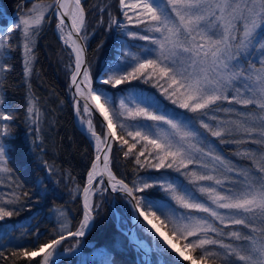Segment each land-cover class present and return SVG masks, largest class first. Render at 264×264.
Listing matches in <instances>:
<instances>
[{"label":"snow or ice","instance_id":"obj_1","mask_svg":"<svg viewBox=\"0 0 264 264\" xmlns=\"http://www.w3.org/2000/svg\"><path fill=\"white\" fill-rule=\"evenodd\" d=\"M118 5L123 20L109 13L106 28L119 44L112 61L95 76L84 59L89 33L82 0H54L44 8L34 5L0 33V86L10 70L5 57L19 47L21 37L25 76L33 75L34 38L47 23L46 12L58 17L57 33L74 57L68 65L70 88L95 155L82 189V221L67 236L84 237L98 214L95 200L119 193L131 205L135 225L122 231L142 264H152L153 256L165 258L159 264H264V0H118ZM13 29H19L15 38L8 35ZM96 79L112 88L133 81L151 84L172 105L192 115L161 111V101L135 87L121 89L128 94L117 106L103 87H93ZM4 104L0 96V173L10 174L6 165L15 139L16 125L11 121L16 112ZM81 107L87 119L81 116ZM93 109L103 116L101 132L93 125ZM40 116L30 94L26 119L38 125ZM36 131L39 128L34 127ZM117 141V152L124 158L160 175L137 176L130 183L118 177L112 170ZM217 141L236 146L235 155L249 164L224 156ZM36 187L37 197L46 194L43 184ZM20 188L15 184L7 199H0V221L29 206H17L22 197L31 199L27 191H16ZM152 189L175 206L150 199ZM116 217L119 221L118 213ZM140 233L146 239L139 238ZM66 238L61 233L13 255L29 260L42 256L37 264H49L61 254L57 250ZM97 255L101 264H114L106 249L97 250Z\"/></svg>","mask_w":264,"mask_h":264},{"label":"trees","instance_id":"obj_2","mask_svg":"<svg viewBox=\"0 0 264 264\" xmlns=\"http://www.w3.org/2000/svg\"><path fill=\"white\" fill-rule=\"evenodd\" d=\"M54 0H0V32L18 22L21 16L28 14L34 5L47 7L53 5ZM84 7L87 15L88 27V63L93 75L108 65L115 55L119 44L113 32L106 26L112 17L123 19L118 0H86ZM17 15L14 21L9 16ZM47 23L42 25L39 34L35 36L33 75L26 77L22 63V37L17 41L19 47H14L6 56L10 70L4 73L2 84L4 107L16 112L11 123L15 139L9 153L7 167L11 170L10 176L15 181L0 188V199H7V194L13 190L15 184L21 186L17 192L23 190L30 197H22L20 204H28L27 208L12 217L0 221V264H37L41 257L29 260L19 253L23 248L33 249L34 245H42L58 237L65 236L69 231H76L83 217L82 189L86 186L87 172L94 161L95 150L89 137L80 129L76 122L75 104L72 89L70 88V71L68 65L74 57L68 53L71 49L65 46L56 32L58 18L49 12L45 14ZM19 29H13L10 34L17 37ZM103 87L106 93L116 100L128 94L121 89H132L146 96L159 95L158 90L151 84L133 81L131 85L124 84L112 88L101 85L99 79L94 80L93 87ZM34 94L41 113L40 123L33 125L26 119L28 97ZM103 103V99L101 100ZM82 105V103H81ZM82 109V107H81ZM245 111L247 109H244ZM92 119L98 132L101 124L93 113ZM8 123V122H7ZM39 131L33 132V128ZM119 134V129H117ZM218 142V141H217ZM42 147H37L41 145ZM219 144V142H218ZM223 154L240 164H249L240 160L234 152L236 146L219 144ZM119 142L115 144L112 155V170L118 177L130 183L137 176L160 175L150 169H140L130 159L117 152ZM255 147V145H251ZM143 159V157L141 158ZM48 168H51L49 173ZM171 177H178L185 182L179 173L168 170ZM45 186V195L37 197V185ZM150 199L164 202L168 197L152 189ZM99 196V195H98ZM95 200V199H94ZM98 214L95 215V224L90 234L84 238H72L64 241L60 249L80 245V251L72 256L63 257L56 264H101L97 250L106 249L112 255L114 264H139L141 257L122 230H126L132 223L133 210L120 194L106 193L99 200ZM115 203V207L113 206ZM58 210H64L69 221L68 231H63L60 221L56 218ZM119 214V221L116 214ZM140 238L146 239L142 233ZM154 261L164 260V257L153 256ZM187 264V262H183Z\"/></svg>","mask_w":264,"mask_h":264},{"label":"rangeland","instance_id":"obj_3","mask_svg":"<svg viewBox=\"0 0 264 264\" xmlns=\"http://www.w3.org/2000/svg\"><path fill=\"white\" fill-rule=\"evenodd\" d=\"M86 0H82V4L84 5V2H85ZM54 5V4H53ZM41 8H43V7H41ZM47 13V12H46ZM87 16V15H86ZM15 17H17V15H13V16H9L8 18L11 20V22H13L14 21V18ZM123 20V19H122ZM125 23H126V21H125ZM69 29H65V33H67V31H68ZM133 30H135V29H133ZM4 31H2V32H0V33H3ZM56 32H57V29H56ZM8 35H10V36H12L10 33H8ZM57 35H58V33H57ZM58 37H59V39L61 40V42L64 44V42H63V40L60 38V36L58 35ZM129 43L130 44H134V45H144V46H146V47H150L151 45H149L148 44V42H146V41H133V40H129ZM132 51L133 52H136V51H138V49L137 48H133L132 49ZM6 58V57H5ZM3 77H4V74H3ZM105 86H109V85H105ZM109 87H111V86H109ZM117 87H119V86H117ZM158 94L159 95H156V94H154V95H152V96H155L159 101H161V105H160V108H161V111H168V112H172V111H175V112H178V113H183L184 115H192V114H190V113H185L184 112V110H182V109H179V108H176V106H174V105H172L169 101H167L159 92H158ZM0 96H2L3 97V90H2V86H0ZM125 96H127V94L126 95H123V96H120V97H118L116 100H114L113 98V101H114V103L118 106L119 105V101H120V99H122L123 97H125ZM146 96V95H145ZM4 98V97H3ZM127 102V101H126ZM101 103H102V101H101ZM2 107H4V105L2 106ZM236 107H239V106H236ZM81 116H84V118L85 119H87L88 117L87 116H85V114L83 113V111H82V109H81ZM91 119H92V117H91ZM122 120L124 119L123 117L121 118ZM76 122H77V125L80 127V129L82 130V131H84V133H86V131H85V128H82L81 127V125H80V121H79V118L77 117V115H76ZM92 122H93V125L95 126V128H96V125H95V123H94V121H93V119H92ZM127 123H129V124H134V123H136V121H132V120H127L126 121ZM5 123H7V122H5ZM145 123H148V124H151L152 122L151 121H147V122H145ZM85 127H86V125H85ZM96 131H97V129H96ZM98 132V131H97ZM86 135L89 137V139L91 140V138H90V136H89V134H87L86 133ZM213 140H215V138H212ZM92 142V141H91ZM217 144H218V142H217ZM92 145H93V142H92ZM93 148H94V146H93ZM218 150H222L221 149V147L219 146V144H218ZM222 154H223V151H222ZM224 155V154H223ZM225 156V155H224ZM186 182H187V184H185V182H183L185 185H187L188 187H192V185H190V184H188V181L186 180ZM13 182H12V178H11V176H10V174L9 173H0V188L2 187V186H7V184H12ZM1 191V190H0ZM97 195H99V193L97 194ZM197 195H199V193H197ZM93 199H95V198H93ZM83 201V200H82ZM162 206H165V205H168V204H172L173 206H175L174 205V202H172L171 200H170V198H167V200L166 201H164V202H159ZM113 205H115V203H113ZM115 207V206H114ZM162 211L163 210H165L163 207H162V209H161ZM61 213H63V215H61ZM56 218L58 219V221H60V223H61V226H62V230L63 231H68V229H69V221H68V217H67V214H66V212L64 211V210H58L57 211V213H56ZM141 220H143V217H142V219ZM131 225H132V223H131ZM131 225L129 226V227H127V229H129L130 227H131ZM163 230V229H162ZM243 231H245V232H247L248 230L247 229H244ZM1 233V232H0ZM89 235V234H88ZM87 235V236H88ZM140 238V237H139ZM143 239V238H142ZM66 241V240H65ZM64 242V241H63ZM62 242V243H63ZM62 243H61V245H62ZM60 245V246H61ZM60 246L58 247V252L59 253H61L60 255H58V256H54L53 258H52V260L49 262V264H56L58 261H60L63 257H68V256H72V255H74V254H76V253H78L79 251H80V245L79 244H77V245H73L72 247H70V246H68V247H65L64 249H60ZM154 259V258H153ZM41 260H42V256H41ZM160 260H162V259H159L158 260V264H159V262H160ZM138 261L139 262H141L142 263V257H139L138 258ZM154 264H156L155 263V261H154Z\"/></svg>","mask_w":264,"mask_h":264},{"label":"water","instance_id":"obj_4","mask_svg":"<svg viewBox=\"0 0 264 264\" xmlns=\"http://www.w3.org/2000/svg\"><path fill=\"white\" fill-rule=\"evenodd\" d=\"M65 22H66V24H68V25H70V21L68 20V18L67 17H65ZM84 59L86 60V62L88 63V50H87V46H86V52H85V56H84ZM89 64V63H88ZM72 89V93H74V88H71ZM76 99H79V97H76ZM81 103L83 104V101H81ZM75 113H76V108H75ZM93 113L98 117V119L100 120V121H102L103 120V116H101L100 115V113L99 112H97V111H95V109H93ZM76 115H77V113H76ZM116 144V143H115ZM115 144L113 145V151H114V149H115ZM113 151H112V155H113ZM113 194H119V193H113ZM121 195V194H120ZM82 200H83V194H82ZM83 202V201H82ZM113 206H115V205H113ZM140 220H141V217L139 218ZM142 221V220H141ZM93 223V227H94V224H95V219H94V221L92 222ZM93 227L90 229V231H88L87 233H86V235L84 236V237H86L88 234H90V232L92 231V229H93ZM135 227V225L133 224V222H132V225H131V227L129 228V229H132V228H134ZM66 239L65 240H68V239H72V238H78V237H73V236H67L66 235ZM84 237H79V238H84ZM64 240V241H65ZM134 248V247H133ZM135 249V248H134ZM136 251V250H135ZM137 252V251H136ZM138 253V252H137ZM139 254V253H138ZM140 264H141V262H139ZM152 264H154V259H152Z\"/></svg>","mask_w":264,"mask_h":264},{"label":"bare ground","instance_id":"obj_5","mask_svg":"<svg viewBox=\"0 0 264 264\" xmlns=\"http://www.w3.org/2000/svg\"><path fill=\"white\" fill-rule=\"evenodd\" d=\"M58 18V17H57ZM86 185H87V179H86ZM95 186V185H94ZM141 219H142V217H141Z\"/></svg>","mask_w":264,"mask_h":264}]
</instances>
